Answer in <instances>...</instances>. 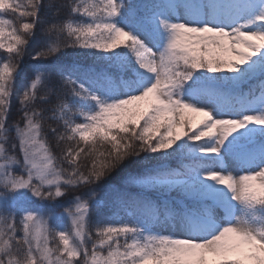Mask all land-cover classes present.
I'll return each mask as SVG.
<instances>
[{
  "label": "snow or ice",
  "instance_id": "obj_1",
  "mask_svg": "<svg viewBox=\"0 0 264 264\" xmlns=\"http://www.w3.org/2000/svg\"><path fill=\"white\" fill-rule=\"evenodd\" d=\"M0 264H264V0H0Z\"/></svg>",
  "mask_w": 264,
  "mask_h": 264
},
{
  "label": "trees",
  "instance_id": "obj_2",
  "mask_svg": "<svg viewBox=\"0 0 264 264\" xmlns=\"http://www.w3.org/2000/svg\"><path fill=\"white\" fill-rule=\"evenodd\" d=\"M69 51H71V50H69ZM25 59L27 60V57H25ZM15 115H16V104L14 102L13 106H12V118H15ZM58 211H62V209H60Z\"/></svg>",
  "mask_w": 264,
  "mask_h": 264
}]
</instances>
